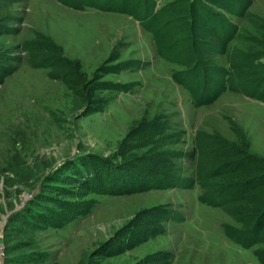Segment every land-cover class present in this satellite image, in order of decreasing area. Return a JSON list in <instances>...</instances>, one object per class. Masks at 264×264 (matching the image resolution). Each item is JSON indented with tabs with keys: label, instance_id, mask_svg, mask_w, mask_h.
<instances>
[{
	"label": "rangeland",
	"instance_id": "374dc122",
	"mask_svg": "<svg viewBox=\"0 0 264 264\" xmlns=\"http://www.w3.org/2000/svg\"><path fill=\"white\" fill-rule=\"evenodd\" d=\"M146 3L170 24L171 38L193 43L199 65L223 68L228 85L264 91V0ZM214 26L228 41L222 54L209 50L218 44ZM27 42L38 59L59 58L61 67L30 68ZM187 68L159 58L151 34L130 16L55 0H0V264H161L165 256L168 264H259L252 252L264 242L242 249L223 228L244 230L231 210L250 209L263 187L240 202L203 205L196 171L225 161L207 138L215 135L264 168V103L227 88L197 107L170 78ZM195 138L210 149L199 150ZM244 169L207 182H243ZM133 173L194 184L119 194L124 182L115 174ZM109 185L116 194L97 193ZM154 207L170 220L149 225L137 216ZM33 213L65 224L27 225L21 234L7 228L8 218ZM149 227L163 232L107 255L110 244ZM30 254L46 260L29 263Z\"/></svg>",
	"mask_w": 264,
	"mask_h": 264
},
{
	"label": "trees",
	"instance_id": "16d2710c",
	"mask_svg": "<svg viewBox=\"0 0 264 264\" xmlns=\"http://www.w3.org/2000/svg\"><path fill=\"white\" fill-rule=\"evenodd\" d=\"M62 6H65L74 10H81L83 7H94L101 12H113L124 14L132 17L135 20L141 21V27L148 31L153 39L154 48L157 56L164 61L176 63L182 66H187L185 71H178L171 74L170 78L172 82L181 88L185 89L191 96L194 105L201 106L212 103L218 98L225 90L230 92H238L249 98H254L264 103V91L248 86L246 83L230 84L228 85V73L220 67H207L201 66L197 63L192 55L193 43L189 42V39H183L181 37L171 38L172 30L168 27L170 24H163L160 22L162 13H153V6L147 4L149 0H55ZM142 1V5L140 3ZM145 4V5H144ZM209 29L211 35L217 41L215 48L209 50L213 53L222 54L226 42L223 41L219 28ZM187 40V42L185 41ZM186 42V43H185ZM28 51L29 59L28 66L32 69L48 68V67H61L60 59L51 57L38 59L36 56V48L32 42L25 43L24 47ZM63 62V61H62ZM6 74V73H5ZM7 75V74H6ZM1 76V75H0ZM4 76L0 77V83ZM207 138H215L216 141L214 147L216 151L214 155L219 158H225V161L219 165L215 171L204 172L196 171V183L198 187L203 191L196 196V200L199 204L208 206L223 207L228 203H236L243 201L245 195L250 193L254 188L263 187L264 191V168L261 163L253 156L243 153V150L235 149L232 145L227 144L219 137L208 136ZM195 144L199 150H209L211 145H207L202 139H194ZM214 142L212 145H214ZM222 142V144H221ZM224 144V145H223ZM224 152V153H223ZM238 157V158H236ZM254 163L258 166V169L252 171L250 166ZM245 168L244 171L247 178L243 182H226L222 183H208L207 180L215 176L224 175L238 168ZM247 171V172H246ZM116 178L124 182L119 187L121 190L119 194H131L141 193L149 190H164L170 188L187 189L193 186V182L187 179L179 180L176 178L158 179L156 176L161 175L153 173V178L148 174L133 173L132 175H117ZM122 176V178H121ZM113 178V177H112ZM108 177V181L112 180ZM117 184V183H115ZM117 191H112L111 185L97 192L100 194H116ZM232 214L237 218L239 222L244 225L243 229H235L230 226L223 228L224 236L233 244L239 246L242 249H249L257 242H264V194L260 195L259 199L254 200L253 205L247 211H239L233 208ZM18 216V215H16ZM138 217L144 216L149 219V225L154 223H164L170 220V213L162 208H151L145 212H141ZM23 218V217H22ZM14 218L7 219V228L14 230L18 234H21L23 229L27 225H33L36 223L44 224L52 228H62L64 221L62 219H55L52 222L51 219H43L39 214H30L26 218ZM16 222L14 227L13 222ZM140 226L136 224V226ZM163 232L160 228L149 227L144 231H139L137 234L127 233L121 239L110 244L108 248V256H114L122 253L123 251L133 248L147 240L149 236H156ZM260 239V240H258ZM36 254H30L29 263H42L46 260V255H40L37 259ZM253 257L259 264H264V249H256L252 252ZM165 256V255H164ZM161 264H168L167 257H163Z\"/></svg>",
	"mask_w": 264,
	"mask_h": 264
}]
</instances>
